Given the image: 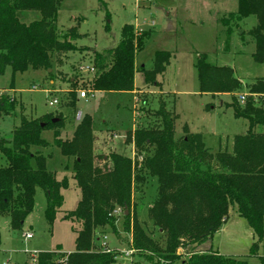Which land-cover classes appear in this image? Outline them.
<instances>
[{"label":"trees","instance_id":"obj_1","mask_svg":"<svg viewBox=\"0 0 264 264\" xmlns=\"http://www.w3.org/2000/svg\"><path fill=\"white\" fill-rule=\"evenodd\" d=\"M61 3L62 0H0V75L9 67L13 79L29 68L54 70L64 64L65 56L80 50L76 44L82 37L78 27L59 33ZM30 12L38 17L27 22ZM251 16L256 18V25L248 31L255 43L252 56L257 63H264V0H238L237 11L227 18L240 24ZM227 18H222L221 23L231 34ZM135 29L134 24H126L116 48L93 51L96 73L86 88L115 93L135 90L139 70L136 56L150 35L149 31L138 33ZM171 57V52H156L152 68L141 69L147 84H154L156 76L166 71ZM196 68L200 91L233 94L235 117L248 121L247 133L234 137L231 151H209L200 134L187 132L177 139V116L161 100L153 113L156 125L136 127L126 138L143 157L139 169L137 160L121 153L110 154L103 167L97 165L94 119L89 113L82 114L71 139L61 137L62 117L56 122L55 117H22L12 140L0 138V214L10 217L13 229L22 228L33 212L38 188L46 194L45 217L51 227L64 204L62 191L69 187V179L59 180L57 173L49 169L50 156L42 155V148L59 149L65 169L72 167L81 191L76 209L64 216L82 225L75 238V250L66 253L58 245L53 251L40 252L34 263L27 264H114L120 252L102 251L98 239L107 232L120 237L118 209L123 211V231L132 235L127 241L128 249L145 257L149 264H249L246 259L223 255L212 248L199 249L220 230L233 207L253 230L250 255L259 256L264 239V78L254 82L245 104H240L236 92L242 84L231 66L213 64L203 55ZM71 77L67 94L70 105L75 106L79 79ZM254 95L261 99L258 103ZM17 104L14 95L0 91V114H10ZM47 129H55L52 143L44 137ZM145 177L158 180L157 197L148 209L158 238L146 231L136 213L132 214L133 185L142 183ZM162 237L164 245L159 240ZM261 261L264 264L263 257Z\"/></svg>","mask_w":264,"mask_h":264},{"label":"rangeland","instance_id":"obj_2","mask_svg":"<svg viewBox=\"0 0 264 264\" xmlns=\"http://www.w3.org/2000/svg\"><path fill=\"white\" fill-rule=\"evenodd\" d=\"M237 9L238 0H62L57 18L59 33L64 34L70 28L78 27L82 37L76 44L80 50L65 56L64 64L56 66L51 72L29 68L17 73L13 79L9 67L0 75V91L10 93L18 100L14 111L0 114V138L12 140L13 131L20 125L22 117L42 120L47 117H58L60 120L59 117H62L64 126L59 129L61 137L71 139L82 114L89 113L94 119L97 165L103 167L110 154L121 153L137 160L139 169L143 157L130 140L126 142V138L136 127L156 125L157 119L153 113L159 109L162 101L177 116V139H182L187 132L200 134L209 151H231L234 137L247 133L248 121L235 117L231 107L233 94L217 96L201 93L196 63L200 56L207 55L208 61L213 64L231 66L242 84L241 90L236 92L237 96L241 93L251 94L254 82L264 78V63H257L253 59L255 43L248 34L256 25V18L251 16L237 24L235 20L227 18ZM37 17L36 13L30 12L26 21ZM224 17L232 27L231 34L221 23ZM126 24H134L138 33L150 32L144 48L136 56L139 69L135 74L136 96L128 92H92L86 88V84L96 73L92 63L93 51L116 48ZM157 51L171 52L172 57L163 76L158 74L155 83L148 84L157 85V93H152L154 90L149 91L141 69L152 68ZM71 76H78L79 79L75 106L70 105L67 94ZM83 90L90 92L87 99L80 97ZM254 96L258 103L261 99ZM54 99L59 102L52 106L50 101ZM54 130L47 129L43 133L49 143L53 142ZM41 154L50 156L48 167L57 173L59 180L65 177L69 179V187L62 191L64 204L53 227L45 217L47 197L41 188L37 189L34 210L22 228L13 229L10 217L0 214V264L34 263L40 252L53 251L58 245H62L67 253L75 250V238L82 225L66 220L64 216L76 209L81 191L73 178L72 167L65 169L64 158L58 148H42ZM133 188L132 214L136 213L146 231L158 238L157 228L148 216V209L157 197L158 180L145 177L142 183H135ZM117 216L120 237L106 233L111 248L120 252L114 264H149L145 257L133 251L125 254L130 251L127 241L131 240L132 235L123 231V213ZM28 232L33 233V238H25L24 234ZM159 240L164 245L165 238ZM253 241L252 228L233 207L220 230L199 249L212 248L223 255L246 259L249 264H262L264 239L259 256L250 255Z\"/></svg>","mask_w":264,"mask_h":264},{"label":"built area","instance_id":"obj_3","mask_svg":"<svg viewBox=\"0 0 264 264\" xmlns=\"http://www.w3.org/2000/svg\"><path fill=\"white\" fill-rule=\"evenodd\" d=\"M89 95H90V92L83 90V91H81L80 97L84 98V99H87ZM247 97H248V95H246L245 93H241L238 96V99H239L241 104H245ZM254 97H256V96H254ZM58 102H59L58 99H54V100L50 101V105L53 106V105H55ZM116 213L121 214V213H123V211L121 209H118L116 211ZM24 236H25L26 239H31V238H33V233L32 232H28V233L24 234ZM98 241H100L99 246H100V249L102 251L107 252V253L113 251V249L111 248V246L109 244V239H108V235L107 234H101L99 236ZM131 252H132V250L126 251L125 254H130ZM36 259H37V256H36Z\"/></svg>","mask_w":264,"mask_h":264},{"label":"crops","instance_id":"obj_4","mask_svg":"<svg viewBox=\"0 0 264 264\" xmlns=\"http://www.w3.org/2000/svg\"><path fill=\"white\" fill-rule=\"evenodd\" d=\"M171 63V62H170ZM170 65V64H169ZM168 65V66H169ZM167 70V69H166ZM166 72V71H165ZM165 72H163L162 74H160L161 76H163V74L165 73ZM164 83V82H163ZM148 85V84H147ZM149 86V85H148ZM147 86V87H148ZM150 88V90L149 91H151V90H154V92H152V93H157V89H155V88H157V85L155 84V86H149ZM68 90V89H67ZM138 91V89H137V87H136V85H135V90L134 91H132V92H128L129 94L130 93H132L133 95H135L134 93L135 92H137ZM102 91H97L96 93H101ZM202 93V92H201ZM205 94H210V93H205ZM246 95H250V94H247V93H245ZM222 95H226V94H218L217 96H222ZM136 96V95H135ZM232 147H233V143H232ZM232 150V149H231ZM66 214V213H65ZM58 215V214H57ZM62 246V245H61ZM63 247V246H62ZM205 250H207V249H205ZM62 251H63V248H62ZM64 252V251H63ZM219 252V251H218ZM67 253V252H66Z\"/></svg>","mask_w":264,"mask_h":264},{"label":"water","instance_id":"obj_5","mask_svg":"<svg viewBox=\"0 0 264 264\" xmlns=\"http://www.w3.org/2000/svg\"><path fill=\"white\" fill-rule=\"evenodd\" d=\"M52 71V69H49V72H51ZM59 119L58 118H54L53 119V122H56V121H58ZM42 126H45V123H42ZM128 213V211H126V214Z\"/></svg>","mask_w":264,"mask_h":264}]
</instances>
